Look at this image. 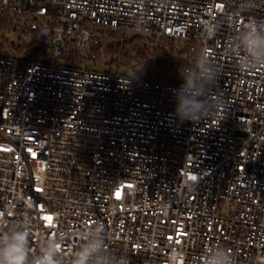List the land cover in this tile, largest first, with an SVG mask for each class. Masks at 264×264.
<instances>
[{
  "label": "built area",
  "instance_id": "obj_1",
  "mask_svg": "<svg viewBox=\"0 0 264 264\" xmlns=\"http://www.w3.org/2000/svg\"><path fill=\"white\" fill-rule=\"evenodd\" d=\"M11 14L43 49L0 54V234L29 226V264L49 240L72 264L97 223L128 264H203L209 245L264 264V63L237 53L264 0H0ZM91 27L176 43L145 56L171 63L170 81L62 64L67 49L106 53ZM205 54L215 109L181 121L173 91Z\"/></svg>",
  "mask_w": 264,
  "mask_h": 264
},
{
  "label": "clouds",
  "instance_id": "obj_2",
  "mask_svg": "<svg viewBox=\"0 0 264 264\" xmlns=\"http://www.w3.org/2000/svg\"><path fill=\"white\" fill-rule=\"evenodd\" d=\"M241 52L243 67L264 63V27L252 22L241 31L237 53ZM192 69L182 74L181 85L173 91L178 101L175 116L181 121L195 122L211 116L217 103L212 89L218 72L207 55L195 61ZM29 237L30 228L23 224L0 234V264H29ZM83 240L82 246L74 253L72 264H128V258L122 252L107 245L102 223L83 233ZM59 244L57 240L44 243L40 255L31 264H59ZM203 264H233V259L227 249L209 245L205 249Z\"/></svg>",
  "mask_w": 264,
  "mask_h": 264
},
{
  "label": "trees",
  "instance_id": "obj_3",
  "mask_svg": "<svg viewBox=\"0 0 264 264\" xmlns=\"http://www.w3.org/2000/svg\"><path fill=\"white\" fill-rule=\"evenodd\" d=\"M35 5L44 6L46 5V0H35ZM8 18L9 17L6 16L5 18H2L0 20V40H6L3 34H5L6 31L11 30L13 26L12 21ZM104 35L105 34H102V37H104ZM109 36L113 40V44L106 47L107 51L105 55L108 60L106 64L107 72H114L115 70H120L123 68L130 69L132 68V64L135 63L138 66H141L144 69L155 73L158 78H168L170 72L167 70V67L173 68V65L171 63L148 61L145 56H163L165 55V47L173 52L176 43L161 40L159 41V43H156L153 39L145 40L143 38L130 39L125 34H123V36H121L120 38H116L114 37V35ZM36 44L37 41L35 39V43L25 47V50L28 51L30 48L33 49L32 47ZM16 49L17 53H22L23 51L21 48ZM37 52H39V50H34L35 56ZM0 54H5V51L0 50ZM132 54H135L139 61L134 59L132 57ZM100 55L101 54L95 51V57L93 58L91 55L90 56L92 60L96 61L98 60L97 58ZM84 61L85 60H83L75 51L67 49L63 53L61 63L66 66L81 68V65L84 63Z\"/></svg>",
  "mask_w": 264,
  "mask_h": 264
},
{
  "label": "rangeland",
  "instance_id": "obj_4",
  "mask_svg": "<svg viewBox=\"0 0 264 264\" xmlns=\"http://www.w3.org/2000/svg\"><path fill=\"white\" fill-rule=\"evenodd\" d=\"M8 19L12 21L13 26L11 30L6 31L5 34H3V36L13 48L15 49L21 48L23 51H26L25 47L35 43V37L22 31L19 28V26L27 27L28 26L27 24L29 23L30 19L28 17H17L14 14H11ZM15 28H18V29H15ZM90 30L98 34L99 36L98 38L101 40L102 44L105 45L106 47L109 45H112L113 40L111 38L105 39L104 37H102V34H105V35L108 34L111 36L114 35V37L116 38H120L121 36H123V33L113 32L111 30H107L104 28L91 27ZM125 35L130 39H134V38H143L145 40L151 39L150 36L145 37V35H136V34H131V33H126ZM177 45L181 46L182 48L187 46V44L182 41H178ZM32 48L34 50H39V51L43 50L38 44H36ZM16 51L15 53H5V54L6 55L8 54L9 56L13 58H17L21 60H38L37 56H35V53H32V52L17 53ZM82 56L85 59V61L81 65V68L89 69L95 72H107L106 64L108 60L105 54H101L100 56H98L97 58L98 60L96 61L92 60L91 56L87 53L82 54ZM131 67L132 68L130 69L123 68L120 70H115L114 73L121 74V75H127V76H137L141 78H147L149 80L159 79L158 76L155 75V73L150 72L147 69H144L143 67L138 66L135 63H133ZM165 80L170 81V78L168 77Z\"/></svg>",
  "mask_w": 264,
  "mask_h": 264
}]
</instances>
